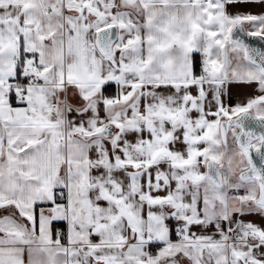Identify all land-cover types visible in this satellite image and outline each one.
<instances>
[{"label": "snow or ice", "instance_id": "obj_1", "mask_svg": "<svg viewBox=\"0 0 264 264\" xmlns=\"http://www.w3.org/2000/svg\"><path fill=\"white\" fill-rule=\"evenodd\" d=\"M0 264H264V0H0Z\"/></svg>", "mask_w": 264, "mask_h": 264}, {"label": "water", "instance_id": "obj_2", "mask_svg": "<svg viewBox=\"0 0 264 264\" xmlns=\"http://www.w3.org/2000/svg\"><path fill=\"white\" fill-rule=\"evenodd\" d=\"M255 46H257V47L260 46V42H256Z\"/></svg>", "mask_w": 264, "mask_h": 264}]
</instances>
